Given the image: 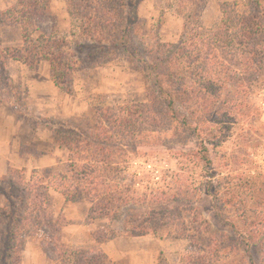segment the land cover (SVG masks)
I'll return each instance as SVG.
<instances>
[{
    "label": "rangeland",
    "instance_id": "rangeland-1",
    "mask_svg": "<svg viewBox=\"0 0 264 264\" xmlns=\"http://www.w3.org/2000/svg\"><path fill=\"white\" fill-rule=\"evenodd\" d=\"M241 1L245 0H206L202 25L215 28L222 19V5ZM17 2L0 0V14ZM177 2L144 0L138 8L141 19L132 45L150 48L158 39L178 43L185 26L177 14ZM34 24L39 31L33 39L44 33L64 42L65 52L73 56V92L58 89L46 60L36 67L12 59L2 65L0 112L5 119H13L11 145L21 167L9 166L16 170L13 177L0 182V210H7L10 216L8 220L0 218V264L10 260L13 264H68L74 251L91 253L90 257L102 251L108 264H260V250L252 249L248 254L224 235H232L231 222L242 228L235 202L257 222L264 220L258 213H250L259 212L250 187L264 190V68L256 79L246 83L243 98L232 94L229 99H175L174 118L181 121L195 109L208 122L205 133L195 134L173 118L146 134L140 146L118 148L119 159L112 160V149L117 147L89 140L99 138L94 132L100 126L109 129L104 121L109 112L148 102L143 74L127 62L123 53L112 50L102 53L105 58L97 53L98 61L85 62L93 48H84L90 40L81 34L80 23H72L67 0H50L48 13ZM22 35L19 25H3L0 48L20 47ZM91 35L99 40V32ZM204 137L207 142L201 145ZM65 139L71 141L72 152L60 146ZM203 146L212 161L208 173L198 160ZM76 163L84 168L83 172L100 176L105 198L112 196V187L123 196L126 202L117 218L112 220V207L107 202L101 205L109 209L111 216L95 218V186L87 185L79 190L76 202L66 201L63 194L49 188V206L38 207L31 214L36 191L33 196L26 192L37 184L53 185L50 183L55 178L69 175ZM21 181L23 185H19ZM24 188L26 192L22 193ZM215 189L218 199L210 195ZM20 196L25 197L24 201L12 209V199ZM171 209L170 218H164ZM36 217L41 226L34 224ZM128 218L138 225L158 226L159 230L128 236L124 230ZM208 226L215 239L225 240L219 257L212 256V241L200 234ZM8 231L13 232L10 239L3 237Z\"/></svg>",
    "mask_w": 264,
    "mask_h": 264
},
{
    "label": "trees",
    "instance_id": "trees-1",
    "mask_svg": "<svg viewBox=\"0 0 264 264\" xmlns=\"http://www.w3.org/2000/svg\"><path fill=\"white\" fill-rule=\"evenodd\" d=\"M143 1L67 0V11L72 23H80L81 34L86 40H90L88 41L90 44L86 42L84 48H93L85 62L98 61L99 57H103L104 53L109 54L111 50L112 53L121 52L127 62L137 66L146 83L148 102L122 107L117 113L109 112L104 119L109 129L100 126L94 132V136L97 134L99 138L93 136L94 138L89 140L91 143L97 142L98 145L112 143V148L117 147L112 149V160L119 159L118 148L140 146L146 134L162 128L167 121L172 120L176 111L175 99H229L227 97H231L232 94L233 97L243 98L245 97L243 94L248 89L246 83H250L253 77L256 79V75L264 68V0L223 4L222 19L215 28L204 27L201 23V11L206 0H178L177 14L182 18L185 26L181 40L176 44H168L158 39L150 48L144 46L139 48L132 45V37L141 19L138 8ZM49 8L50 0H18L11 9L0 14V28L10 23L16 24L20 26L23 34V44L20 47L0 48V75L4 69L2 65L8 59L31 67H36L41 61L46 60L50 62L55 85L60 91L71 94L75 64L72 60L73 56L70 57L65 52V43L57 42L44 33L33 39V35L39 31L38 26L34 24L35 20L48 13ZM92 29L94 32H99V40L91 35L94 33ZM191 108L188 107V110ZM192 111L181 121L174 119L195 134L201 135L208 129V122L205 116H199L195 109ZM73 132L78 133L76 129H73ZM54 134L55 140L59 142L55 131ZM66 140L61 141L60 146L72 152L71 141ZM205 142L207 139L204 137L201 145ZM93 153L96 155L97 151ZM101 153L104 154L105 151ZM199 155L198 160L203 162L208 173L212 166L208 149L203 146ZM76 164L72 165L69 175L55 178V181L50 183L53 184L51 186L41 187L37 184L31 191L26 192L25 188L21 190L22 193L26 192L27 196H33L36 191V195L32 198L35 206L31 214L38 207L49 206V188H54L63 194L66 201L76 202L81 192L79 190L87 185L95 186L92 189V192L96 193V199H93L98 205L93 212L97 214L95 218L111 216L109 209L101 205V202L110 204L112 220L117 218L118 212L126 202L123 196L118 195L112 187V196L105 198L106 193L102 191L104 187L100 182V176L92 171L89 174L83 172L84 168ZM15 171L9 168L6 177L0 179V182L11 177ZM23 184L22 181L19 183V185ZM250 188L251 198L256 201L254 207L259 210V212L250 210V213L254 216L258 213L259 217H264L261 215L264 214V190L257 191L254 186ZM210 195L214 199L219 198L217 189L210 192ZM24 198L20 196L16 200L12 199L14 202L12 209L18 208ZM233 206L241 212L237 217L242 228L239 229L231 222L232 235H224L225 239L235 241L238 248L248 254L252 249L260 250L262 255L259 263L264 264V220L260 219L257 222V218L250 217L246 208L241 204L239 207L238 202ZM172 210L166 211L164 218H170ZM222 212L223 209H220L218 213L220 218ZM9 217L7 210H0V218L8 220ZM125 223L124 230L128 236H143L159 230L158 226L138 225L132 218H128ZM34 224L41 226L37 217L34 219ZM210 228V226L206 227L200 234L212 241L214 244L210 248L212 256L219 257L225 248V240L219 242L215 239ZM11 235L13 232L8 231L3 237L7 236L10 239ZM69 256L71 259L67 260L68 264L109 263L102 251H95L92 257H90L91 253L80 251H74ZM8 264L13 263L10 260Z\"/></svg>",
    "mask_w": 264,
    "mask_h": 264
},
{
    "label": "crops",
    "instance_id": "crops-1",
    "mask_svg": "<svg viewBox=\"0 0 264 264\" xmlns=\"http://www.w3.org/2000/svg\"><path fill=\"white\" fill-rule=\"evenodd\" d=\"M12 121L11 116L5 119L0 112V177L8 173L9 166L21 167L20 161L17 159L16 149L11 145L14 126Z\"/></svg>",
    "mask_w": 264,
    "mask_h": 264
}]
</instances>
